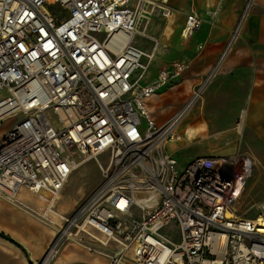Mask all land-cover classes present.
Wrapping results in <instances>:
<instances>
[{
  "label": "built area",
  "instance_id": "built-area-1",
  "mask_svg": "<svg viewBox=\"0 0 264 264\" xmlns=\"http://www.w3.org/2000/svg\"><path fill=\"white\" fill-rule=\"evenodd\" d=\"M171 1L0 0V124L14 120L0 143V197L20 205L27 191L44 202L43 220L62 221L38 264H51L69 242L86 241L115 245L111 264H264V202L255 218L240 212L253 159L199 157L181 170L165 150L181 140L179 127L216 72L167 124L148 109L190 67L177 62L141 86L160 44L152 39L147 54L134 39L149 38L141 27L153 18L172 17ZM201 26L188 15L181 37ZM246 115L242 110L239 133ZM89 160L98 163L101 184L71 215H57L70 175ZM137 193L155 197L144 205ZM170 226L179 228L178 242L162 233Z\"/></svg>",
  "mask_w": 264,
  "mask_h": 264
},
{
  "label": "crops",
  "instance_id": "crops-1",
  "mask_svg": "<svg viewBox=\"0 0 264 264\" xmlns=\"http://www.w3.org/2000/svg\"><path fill=\"white\" fill-rule=\"evenodd\" d=\"M221 1L222 3L219 6L206 8L217 9L214 11V14L212 11L208 14L195 11L194 4H191V0L171 1L173 12L174 9H191L188 15L195 13L202 20L200 30L194 34L195 41L200 42L197 45V50L203 51L207 46L209 52L213 53V56H200V58L195 60V65L190 73L189 70L192 67L191 61H177L188 63L190 66L189 70L167 87H174L182 83L183 77L188 73V76L191 77L193 75L202 77L209 70L211 71L218 61H221V57L226 45L231 39L233 30L239 23L243 11H246L244 9L246 8L248 0ZM241 21L239 32L234 38L229 53L219 65L217 78H214L215 80L213 79L212 84L210 83L211 88L208 86L210 91H212L209 105H203L200 109L203 112L200 114L198 112V116L194 118L193 122H189L182 132L181 126L188 117L184 120L179 127V134L181 135L179 142L185 137L191 139L192 135L189 129L203 122L205 124L203 131L206 132L207 138L200 142L191 143L201 144V146L197 149L195 157L189 160L184 167L199 157L229 156L232 153L239 157H251L254 161L255 169L252 170L248 179L242 201L243 204L254 193H264V0H253V4ZM157 41L160 45L145 78L147 81L148 77L147 85L157 80L160 71L167 70L172 72L173 65L177 63L164 64L163 68H155L153 70L155 60L160 56L162 49H165L164 44L160 40ZM199 79L194 80L200 81ZM195 81L185 80L182 83L183 85L192 86L189 90L188 99L191 96L193 88L196 86L191 82L196 83ZM167 87L163 88L160 92ZM157 95L147 101L148 109L154 120L155 108L152 105ZM207 107L211 110L210 115L213 117L212 120L207 117ZM244 109L247 110V115L242 132L239 133L237 124L241 111ZM174 115L168 118L163 125L169 122ZM8 122L10 120H6L0 124V143L13 126V123L8 124ZM233 126L234 130L232 129ZM212 127H218V130H212ZM224 129L227 131L219 134ZM213 133H218L215 141L209 138ZM202 143L204 144L202 145ZM168 144L166 150L174 158V151L183 146L191 145L179 146L177 145L178 142H176L173 147H168ZM212 146L220 149L223 154H212ZM172 150L173 152H171ZM178 165H180L179 161ZM250 178H252L251 181H249ZM89 196L85 195L82 198L75 199L69 206L60 208L59 211L57 210V213L65 216L71 215L78 208L79 204L83 203ZM19 199L21 204L16 205L0 197V264H38L56 235L57 225L60 227L62 224L61 219L55 215L51 216V220L56 224L55 226L48 224L40 217L42 210L45 209V204L35 195L27 191H21ZM263 202L264 197L253 205L255 206ZM90 246L95 247L99 252H91L89 250ZM117 251L118 248L115 245L102 247L90 241H86L84 244L69 242L51 264H111L110 257ZM124 264L132 263L128 261Z\"/></svg>",
  "mask_w": 264,
  "mask_h": 264
},
{
  "label": "rangeland",
  "instance_id": "rangeland-1",
  "mask_svg": "<svg viewBox=\"0 0 264 264\" xmlns=\"http://www.w3.org/2000/svg\"><path fill=\"white\" fill-rule=\"evenodd\" d=\"M182 1V0H181ZM249 1V0H248ZM246 3V8L247 4ZM222 3L221 0H191V4H194L195 11H201L206 14H208L210 11L213 12L217 9H206L210 7H216L219 6ZM200 8V9H197ZM246 8L244 10H246ZM191 9H174L173 15L170 19L164 20L160 17H155L151 20L150 25L148 27V30L145 31L146 34L149 36L143 37L141 35H137L134 39V46L143 50L146 53H150L153 50L154 42L152 39L160 40L164 46L165 49L163 48L160 56L155 60V63L153 65V70L155 68H163L164 64L169 65L173 62L177 61H191L192 62V67H190L189 73L193 70L195 60L200 58V56L207 55L213 56V53L209 52V48L206 46L203 51H198L197 50V41H195V36L191 37L188 40H184L181 37V28L183 27V24L185 22L186 16L190 12ZM211 12V13H212ZM245 11H243L240 21L237 24V26L240 24L242 16ZM213 16V15H212ZM235 27L233 30L231 39L229 43L226 45L225 50L228 48L230 45V42L233 39V35L236 32L238 27ZM143 28L141 27V30ZM236 42V41H235ZM143 64L147 63V58L143 57L142 61ZM202 64H207V63H202ZM221 64V61H218L216 66H214L210 72L215 71L216 76L215 79L218 76L219 72V65ZM204 71V69H203ZM207 72L205 75L202 77L198 75H193L188 76L186 74L182 80V83L185 80H197L199 79L200 81H195L196 83L191 82L194 85L199 84L210 72ZM139 73L136 74L135 77H137ZM195 79V80H194ZM214 79V80H215ZM213 80V81H214ZM148 81V77H147ZM146 79L142 81L141 86L147 85ZM179 83L175 85L174 87H167L165 90L160 92L157 97L154 98L153 102V107L155 108L154 110V115H155V120L157 121L158 125H163V123L170 118L172 115H174L178 110H180L184 103L188 99L189 95V90L191 89V85H186ZM212 84V83H211ZM211 84L209 87L211 88ZM207 88L205 91L203 98L199 100V102L194 106V108L191 110L190 114L188 115V119L183 123L181 126V131L183 132L184 128L186 127L189 122H193L194 118L198 116L199 114L202 113L201 107L203 105H209L210 100H211V93L210 88ZM182 100H181V99ZM208 109V107H207ZM211 110L208 109V114L207 117L209 119H213V117L210 115ZM14 120H10L8 124L13 123ZM17 121V120H16ZM220 121V120H219ZM218 121V123H219ZM142 122L145 126V120L142 118ZM217 123V124H218ZM167 124V123H165ZM164 124V125H165ZM204 123L202 122L200 125L191 127L189 130L190 134L192 135L191 139L189 137H185L181 142H178L177 145L182 146L186 144H191V143H196L200 142L203 139H206V132L203 131L204 128ZM231 128V127H229ZM234 130V126L232 127ZM212 130H218V127H212ZM225 130V129H224ZM219 134L225 133L227 130H225ZM218 136V133H213L209 136L210 140L212 139L215 141V138ZM204 143H202L203 145ZM215 145V144H213ZM174 143H169L168 147H173ZM201 146V144H191V145H186L181 148H178L176 151L173 152V155L175 158L179 161V166L180 169L185 168V164L191 160L192 158L195 157L197 154V149ZM212 154L214 155H221L222 151L218 149L215 146H212ZM166 150V149H165ZM234 155V153H232ZM110 155L109 154H104L99 156V161L101 165L105 168L108 165ZM81 158L79 156L76 157L75 161H73L71 164L76 163V161H80ZM255 169V166L253 167ZM252 178H250L249 181H251ZM102 182V173L101 169L96 162V160H89L84 162L82 165H80L78 168H76L72 174L70 175L62 193H61V198L57 203L56 211L60 210V208H64L69 206L75 199H79L84 197L85 195H91L93 191L101 184ZM155 197L154 194L152 193H137L135 198L137 201L144 205H149V198ZM264 197V193H254L250 199L245 201L240 208V212L242 214H245L248 218H255L257 213H258V205H253L255 202L261 200ZM80 205V204H79ZM77 208V207H76ZM57 215L60 216V214L56 213ZM54 216V215H53ZM59 226L57 225L56 228ZM165 236L171 238L173 241L178 242L179 241V228L176 226H170L166 229L163 230L162 232Z\"/></svg>",
  "mask_w": 264,
  "mask_h": 264
},
{
  "label": "bare ground",
  "instance_id": "bare-ground-1",
  "mask_svg": "<svg viewBox=\"0 0 264 264\" xmlns=\"http://www.w3.org/2000/svg\"><path fill=\"white\" fill-rule=\"evenodd\" d=\"M252 4H253V0H250V2H249V6L252 5ZM248 10H249V9L247 8L246 11H245L244 16H243V18H242V20L244 19V17H245V15H246V13H247ZM241 23H242V21H241ZM241 23L239 24V26H238L236 32L234 33V35H233V39H232V41L230 42V45H229L228 48L224 51V53H223V55H222V57H221V61H223L224 58H225V56L229 53L230 48H231V45H232V43H233V41H234V38L236 37V35H237L238 32H239V29H240ZM149 25H150V23H149V24H144L143 31H147ZM83 163H84V162L80 163V165H82ZM77 168H78V167H77Z\"/></svg>",
  "mask_w": 264,
  "mask_h": 264
}]
</instances>
